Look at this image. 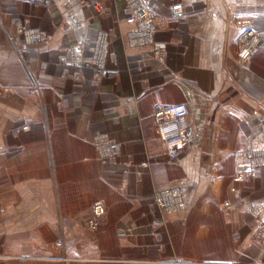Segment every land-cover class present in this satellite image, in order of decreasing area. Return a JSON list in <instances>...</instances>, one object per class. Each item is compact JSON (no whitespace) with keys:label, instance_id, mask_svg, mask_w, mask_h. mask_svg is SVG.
Wrapping results in <instances>:
<instances>
[{"label":"crops","instance_id":"0c3cea01","mask_svg":"<svg viewBox=\"0 0 264 264\" xmlns=\"http://www.w3.org/2000/svg\"><path fill=\"white\" fill-rule=\"evenodd\" d=\"M149 7L160 54L132 44L127 0H0V187L39 185L0 213L42 235L23 250L57 255L0 264H264V44L238 58L242 22L264 31V0ZM178 104L192 139L171 160L153 115ZM180 185L186 209L163 212L154 196Z\"/></svg>","mask_w":264,"mask_h":264},{"label":"built area","instance_id":"2783aa9c","mask_svg":"<svg viewBox=\"0 0 264 264\" xmlns=\"http://www.w3.org/2000/svg\"><path fill=\"white\" fill-rule=\"evenodd\" d=\"M13 1L20 3L35 2V0ZM127 2L132 10V16L128 19V22L133 26L130 32L132 44L154 46V53L160 54L162 47L153 41L155 16L149 7L148 0H127ZM169 12L171 17L176 20L182 19L184 15L181 5H173ZM240 27L238 58L245 62L251 58L250 56L259 45L264 44V31L255 30L249 20H244ZM188 115L189 107L186 104L159 106L154 111L153 117L156 121L158 134L165 144L168 157L171 160L179 159L192 139L186 120ZM97 143L109 155L118 156L120 153L118 147L111 143L108 144L103 138H98ZM154 197L156 204H159L168 213L186 208L188 198L186 188L183 185L157 192ZM93 213L96 217L106 215L105 206L101 202H97L93 207Z\"/></svg>","mask_w":264,"mask_h":264},{"label":"rangeland","instance_id":"374dc122","mask_svg":"<svg viewBox=\"0 0 264 264\" xmlns=\"http://www.w3.org/2000/svg\"><path fill=\"white\" fill-rule=\"evenodd\" d=\"M149 2V0H148ZM23 33H21L23 36H28L29 37V33H25L24 31H22ZM243 62V61H242ZM17 117V116H15ZM106 142L108 144H110L111 142H108L106 140ZM30 145L28 146H36V139L32 142L29 143ZM254 145V144H253ZM253 145L249 146L251 149L253 147ZM8 148L9 146L5 143L2 142L0 140V149H5ZM23 147V146H21ZM26 147V145H25ZM10 148V147H9ZM258 148V146H257ZM97 149L98 152L101 153L102 156H113V155H109L107 153H105V151L102 150V147L97 145ZM27 153V152H26ZM26 153H24V156H20V157H16L14 160V165H17L18 163H22L25 164L27 163V160H29L30 155H26ZM242 156L239 157V159H237V162H244L246 164L247 160H249L251 157L247 158V154H241ZM253 158H251L249 161H251ZM246 161V162H245ZM6 160L4 159L3 161L0 162V172H2L3 166L5 167L6 165H8L7 163H5ZM251 163V162H248ZM2 175H0L1 178ZM22 187L20 189H8V188H2L0 187V200H9L11 201V199L8 196H21V195H36L37 194V189L39 188L38 184H34V182L29 181V182H22L20 184ZM184 186V185H183ZM185 187V186H184ZM52 188V187H51ZM50 187L47 188L48 191L51 190ZM186 188V187H185ZM12 192V193H11ZM187 192V190H186ZM10 193V194H9ZM155 203H156V198H155ZM163 212H166L163 208H161L159 206V204H156ZM2 206L0 207V209L2 210ZM186 208L182 209V210H176L173 211L172 213H168L167 214H174V213H178V212H183ZM0 210V211H1ZM9 213V212H8ZM4 213H0V261H7V260H23V259H38V258H53L56 257L57 255H53V256H49V255H43L44 253L47 252H43V250L40 251V249H37V251H30V250H23L25 248H33L30 246L34 245L35 246H39L37 248H40V246H42V235H37V236H29V235H19L22 234V232H26V231H31L32 229L28 228L27 226H25V224H27V221H13L11 219L13 218H7L4 216ZM105 216V215H104ZM102 216V217H104ZM101 218V216H98ZM62 226H64L65 221L64 219H59ZM92 223V222H91ZM94 226V224H93ZM92 229V228H91ZM68 235V234H67ZM65 237L66 235H62V237L60 239H57L55 241H52L54 243V247L60 249L64 254V257H72L74 254L71 253V250H67L65 249L66 245L64 244L65 242ZM36 244V245H35ZM140 263L138 261H135L133 263ZM204 264H216V263H208L205 262ZM221 264V263H220Z\"/></svg>","mask_w":264,"mask_h":264}]
</instances>
